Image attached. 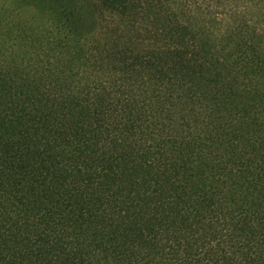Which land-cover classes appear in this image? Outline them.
Instances as JSON below:
<instances>
[{
    "label": "trees",
    "instance_id": "1",
    "mask_svg": "<svg viewBox=\"0 0 264 264\" xmlns=\"http://www.w3.org/2000/svg\"><path fill=\"white\" fill-rule=\"evenodd\" d=\"M0 264H264V0H0Z\"/></svg>",
    "mask_w": 264,
    "mask_h": 264
},
{
    "label": "rangeland",
    "instance_id": "2",
    "mask_svg": "<svg viewBox=\"0 0 264 264\" xmlns=\"http://www.w3.org/2000/svg\"><path fill=\"white\" fill-rule=\"evenodd\" d=\"M249 15H251L252 17H254V16H256L257 14H256V11H251V12H249ZM257 17V16H256Z\"/></svg>",
    "mask_w": 264,
    "mask_h": 264
}]
</instances>
